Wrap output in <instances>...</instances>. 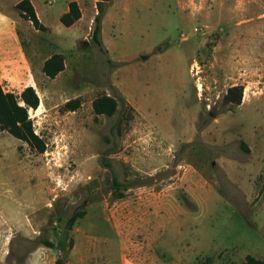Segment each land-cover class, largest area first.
Returning <instances> with one entry per match:
<instances>
[{
    "label": "rangeland",
    "instance_id": "rangeland-1",
    "mask_svg": "<svg viewBox=\"0 0 264 264\" xmlns=\"http://www.w3.org/2000/svg\"><path fill=\"white\" fill-rule=\"evenodd\" d=\"M18 1L0 0V30L21 40L0 47L21 58L0 82L35 88L45 151L0 130V263L264 264V0L104 2L106 53L88 30L96 0H74L77 31L59 20L73 0H31L44 31ZM61 238L69 250L43 244Z\"/></svg>",
    "mask_w": 264,
    "mask_h": 264
},
{
    "label": "trees",
    "instance_id": "trees-1",
    "mask_svg": "<svg viewBox=\"0 0 264 264\" xmlns=\"http://www.w3.org/2000/svg\"><path fill=\"white\" fill-rule=\"evenodd\" d=\"M103 3L96 1L97 12L93 18L91 39L96 44L99 50L106 53L100 33L101 20L104 15ZM15 8L19 11L20 17L28 20L35 29L44 31L46 27L39 21L35 9L30 0H20L15 4ZM81 17V11L76 1L68 3V10L59 17L60 22L66 26H71L76 20ZM64 69V61L61 54H51L42 65V72L49 78H54ZM119 105H125V99L122 96L115 97ZM225 103L239 104L241 101V87L231 86L227 89L224 95ZM39 105V96L33 86H26L17 95L12 92H7L3 89L0 82V130H4L13 137L26 142L35 151L42 153L45 151V142L34 132L33 123L29 116L30 109H36ZM105 166L109 167L104 160ZM112 185L114 187L121 186L117 178L112 174ZM115 197L121 196L115 188ZM80 214H82L80 212ZM64 237H68V232H64ZM43 244L47 247L56 248L60 251H67L72 247V242L66 243L64 238L59 239L56 243L49 240H44ZM251 264H259V262L250 260ZM54 264H66L64 256L56 258Z\"/></svg>",
    "mask_w": 264,
    "mask_h": 264
},
{
    "label": "crops",
    "instance_id": "crops-1",
    "mask_svg": "<svg viewBox=\"0 0 264 264\" xmlns=\"http://www.w3.org/2000/svg\"><path fill=\"white\" fill-rule=\"evenodd\" d=\"M20 1V0H19ZM178 1H180V0H178ZM182 1V0H181ZM30 2H31V0H30ZM17 3V2H16ZM32 3V2H31ZM69 3V2H68ZM33 5V4H32ZM78 6H79V4H78ZM33 7H34V5H33ZM178 7H179V5H178ZM80 8V7H79ZM34 9H35V7H34ZM179 9L181 10V11H183V9L181 8V7H179ZM17 10V9H16ZM68 10V4H67V7H66V9L61 13V14H63L64 12H66ZM18 11V10H17ZM80 11H81V17L78 19V20H76L71 26H69L70 28H74V30L75 31H77L79 28H78V23L80 22V20H81V18H82V9H80ZM35 12H36V9H35ZM18 14H19V11H18ZM95 12L93 13V16L90 18V20H89V23H88V30L90 31L92 28H91V24L93 23V18H94V16H95ZM36 15H37V17H38V19H39V16H38V14H37V12H36ZM108 14H105V15H103V17H102V20H101V33H100V37H101V34H102V29H103V19H104V17H106ZM20 16V15H19ZM61 16V15H60ZM28 21V20H27ZM39 21H40V19H39ZM29 22V21H28ZM41 22V21H40ZM42 23V22H41ZM29 24L30 25H32L30 22H29ZM43 24V23H42ZM44 25V24H43ZM45 26V25H44ZM46 27V26H45ZM47 28V27H46ZM82 32H84V30L82 31ZM81 32V33H82ZM81 36V34L79 35V37ZM101 41H102V44H103V46H104V48L106 49V52H109V50L105 47V45H104V42H103V40H102V38H101ZM20 42H21V40H20V37H19V34H18V31H17V29L16 28H13V27H9L8 29H7V31L5 32V35H3V33H2V29L0 30V47L2 46V47H14V48H18L21 44H20ZM15 55V53L13 54V56ZM16 57H17V59L16 60H9L10 58H7V59H5V58H2L1 60H0V66H1V68H3L4 67V65L7 63V64H9V65H7V66H11V69H12V67L15 65L16 66V61L18 62V61H20L21 60V58H20V54H16ZM146 58H147V56H146ZM5 59V60H4ZM14 59V58H13ZM46 60V59H45ZM44 62V61H43ZM9 69V68H8ZM29 86V85H28ZM26 87V86H25ZM25 87H23V89L25 88ZM22 91V90H21ZM8 186V185H7ZM1 264V263H0Z\"/></svg>",
    "mask_w": 264,
    "mask_h": 264
},
{
    "label": "water",
    "instance_id": "water-1",
    "mask_svg": "<svg viewBox=\"0 0 264 264\" xmlns=\"http://www.w3.org/2000/svg\"><path fill=\"white\" fill-rule=\"evenodd\" d=\"M96 1L108 2V3H110L112 0H96ZM83 45H84V46L87 45V42L84 41V42H83ZM145 58H146V56H143V57H142V59H145ZM86 204H87V201H83L80 205H78V206L74 209V211H73L71 217L67 220V223H66V230H70V229H71L73 222L75 221L76 217L78 216V213L80 212V210H81Z\"/></svg>",
    "mask_w": 264,
    "mask_h": 264
}]
</instances>
